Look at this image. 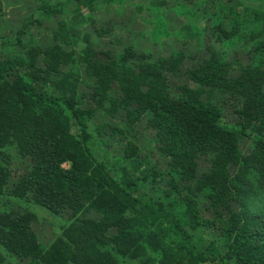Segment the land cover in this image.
Listing matches in <instances>:
<instances>
[{"label": "trees", "instance_id": "1", "mask_svg": "<svg viewBox=\"0 0 264 264\" xmlns=\"http://www.w3.org/2000/svg\"><path fill=\"white\" fill-rule=\"evenodd\" d=\"M149 1L157 41L166 27L156 16L165 5ZM73 2L90 11L124 3L42 0L13 37L0 35V264H264V10L179 2L193 23L208 20L217 41L250 44L251 61L233 73L211 46L200 59L184 50L154 57L119 38L99 47L97 36L112 29L94 27L96 39L81 32L63 17ZM54 16L52 37L16 54L28 29ZM198 24L191 28L205 34ZM181 74L195 87L171 81ZM214 90L240 101L235 124L224 122ZM98 111L121 124L93 125ZM143 119L163 169L140 156L130 133ZM114 137L119 155L104 148ZM243 138L252 141L247 153ZM14 153L29 166L12 181ZM203 155L210 165L199 172ZM14 202L67 212L69 220L43 245L35 213Z\"/></svg>", "mask_w": 264, "mask_h": 264}, {"label": "rangeland", "instance_id": "2", "mask_svg": "<svg viewBox=\"0 0 264 264\" xmlns=\"http://www.w3.org/2000/svg\"><path fill=\"white\" fill-rule=\"evenodd\" d=\"M42 0H0V35H6L13 37L15 30H17L23 21V19L36 9ZM121 2H113L112 4L102 3L101 5H95V9L90 11L85 5H79L76 2L70 4L69 12L63 17L68 22H76L78 29L81 32L86 31L92 35V38L96 39V33L94 27L110 28L112 31L103 34V36H97L96 42L99 47L108 45L111 40L115 41V38H119L122 43H134L137 50L148 51L154 57L161 55H168L172 51L184 50L189 58L200 59L208 56V50L210 46L215 50L225 55L227 60L232 64L233 73L237 72L239 64H246L251 61V55L248 54L250 44L243 45L241 41H236L233 44L227 45L221 41H217L212 29L209 26L208 20H199L198 17L194 23L192 19L187 16V6H194L192 2L195 0H163L164 8L158 11L156 19H160L162 25H164L169 31L170 35L161 34L160 40H154L151 31L158 33L156 26L153 22L155 18L149 0H123ZM160 1V0H156ZM225 2L226 0H207L206 7L212 9L215 2ZM237 5L238 9L242 7L250 6L251 8H257L264 10V0H230ZM179 2H184L186 8L180 5ZM228 2V3H229ZM197 4V3H196ZM195 4L194 9L198 10V6ZM213 4V5H212ZM203 7V6H202ZM37 14V13H36ZM39 16V15H37ZM154 17V18H153ZM60 16H54L49 20H44L42 25L32 26L28 29L27 33L23 36L24 45L18 47L16 54L25 55L27 49L31 46H39L48 41L52 37V31L59 20ZM92 21V22H91ZM91 22V23H90ZM201 24L205 28V34H200L195 29L191 28V24ZM198 24V25H199ZM190 27L187 31L186 27ZM181 39L173 35H177ZM122 44H118V48H121ZM2 54L7 56V51H2ZM171 81L174 84L187 83L191 87H195L194 82L189 81L185 75L172 76ZM81 89L86 90L85 84L81 85ZM211 100L216 103L222 110V118L226 124L232 125L238 121L236 114V108L240 106V101H232L229 94L224 91L214 90ZM102 121H106L112 125H120L121 118L119 116H110L103 111H98L93 119V125H98ZM94 128V126H93ZM133 134V138L136 140L140 148V156L145 158L150 165H156L159 169H163L165 166L164 158L159 155L155 141L154 130L149 127L146 120H141L130 132ZM114 141L105 146V150L110 151V155H119L120 149L116 144L119 137H114ZM242 152L247 153L252 147V141L248 138H243L241 142ZM199 172H204L209 168L210 162L206 155L201 156L198 159ZM69 163H65L67 167ZM11 180H16L21 174L25 173L29 166V161L26 158H20L15 153L12 155L10 161ZM264 204V201H261ZM14 207L17 209H28L35 213L36 219L33 221L32 226L37 233L40 242L43 245H49L57 236L61 230V226L68 222V213L62 212L57 215L51 214L46 208L31 203V202H14ZM0 207L4 208L2 202ZM201 213L203 216H210V211L205 208L204 205H200ZM91 216H95L93 212L88 213ZM205 235L210 238V234L200 233L197 236ZM218 241L220 239L216 238ZM9 258V257H8ZM8 264H17L19 260L9 258ZM14 262V263H13ZM207 264V263H202Z\"/></svg>", "mask_w": 264, "mask_h": 264}]
</instances>
